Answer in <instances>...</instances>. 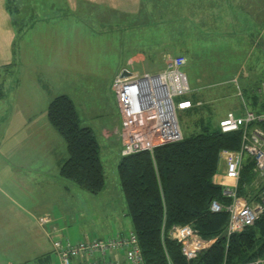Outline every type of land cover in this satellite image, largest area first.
Returning a JSON list of instances; mask_svg holds the SVG:
<instances>
[{
  "label": "rangeland",
  "instance_id": "obj_1",
  "mask_svg": "<svg viewBox=\"0 0 264 264\" xmlns=\"http://www.w3.org/2000/svg\"><path fill=\"white\" fill-rule=\"evenodd\" d=\"M253 4L256 6L254 1ZM257 4L262 6L260 0ZM10 6L15 9L14 1ZM39 8L36 1L24 0L22 15L13 10L10 44L0 46V63L12 64L0 67V91L4 93L0 99V264H38L35 260L38 255L53 250L52 241L76 243L92 237L104 238L124 225L133 228L126 214L118 172L122 149L119 132L110 141L102 136L104 128L113 131L121 125L112 89L121 63L111 62V57L117 55V47L109 42L122 38L112 35L114 32L99 36L95 29L83 36L88 30L85 27L76 35L75 26L64 24L69 20H56ZM206 52H199L198 59L193 60L192 54L184 55L187 58L184 69L191 87L213 84L205 89V98L191 96L199 99L197 110H178L181 131L186 137L200 130V124L196 123L200 117L213 125L229 112L241 115L247 107L251 108L248 94L244 91L241 95L240 82L233 81L235 63L212 59L213 53ZM177 55H168L166 66ZM164 64H135L128 68L137 73H155L165 69ZM256 64L251 76L253 83L263 88V92H259V87L255 92L264 97V63ZM64 93L74 101L82 123L92 127L98 136L106 179L105 189L98 195L76 186L66 191V198L60 194L65 182L72 184L61 176L58 164L62 157L68 156V151L63 137L52 128L48 107ZM48 121L52 126L49 129ZM43 136L47 140L43 141ZM19 162L28 170L19 172L14 166ZM219 169H223L222 158ZM29 172L42 177L35 180ZM49 194L54 196L49 199ZM19 206L31 209L35 220ZM47 213L56 218L64 237L53 234L51 240L40 226L37 218ZM52 262L58 263L54 254L48 263Z\"/></svg>",
  "mask_w": 264,
  "mask_h": 264
},
{
  "label": "trees",
  "instance_id": "obj_2",
  "mask_svg": "<svg viewBox=\"0 0 264 264\" xmlns=\"http://www.w3.org/2000/svg\"><path fill=\"white\" fill-rule=\"evenodd\" d=\"M224 4H216V9L223 13L216 14L214 20L217 33L235 29L239 23L225 13L230 5ZM255 22L254 26H261V21ZM258 87L261 88L259 83L250 80L242 88L254 111L264 107V97L255 92ZM3 96L0 91V97ZM191 100L193 107L187 111L198 106L197 99ZM48 117L67 145L68 158L60 169L61 176L80 190L101 193L106 185L101 145L92 127L82 123L71 97L61 94L54 98ZM200 118L196 121L200 124L197 133L160 145L153 153H120L118 172L126 214L131 218L147 264H244L264 257V213L242 232L227 235L229 213L211 210L213 200L227 203L217 182L221 152L240 147L241 131L223 132L219 124L212 125ZM253 175L252 166L246 164L240 193L246 194ZM186 224L204 239H216L191 261L183 255L181 244L168 234L173 225ZM39 260L51 261L46 256Z\"/></svg>",
  "mask_w": 264,
  "mask_h": 264
},
{
  "label": "built area",
  "instance_id": "obj_3",
  "mask_svg": "<svg viewBox=\"0 0 264 264\" xmlns=\"http://www.w3.org/2000/svg\"><path fill=\"white\" fill-rule=\"evenodd\" d=\"M187 58L177 55L170 59L165 69L150 73H137L126 69L115 76L112 82L120 118L121 154L148 150L180 141L183 133L178 120V110L193 107L188 98L190 84L184 70ZM263 92V88H259ZM241 93V92H240ZM242 95V93H241ZM261 111L246 108L241 115L229 113L219 120L223 132L241 131L240 147L224 149L221 158L224 170L219 169L217 182L227 203L213 200V212L227 211L229 220L227 235L242 232L252 226L264 213V107ZM252 166L253 179L246 186V194L240 193V180L245 165ZM49 216L39 218L44 224ZM64 237L60 229L49 232ZM169 237L181 244V251L188 261L210 246L216 239H204L191 225H173ZM52 253L57 264H147L140 241L134 228H123L106 237L64 242L52 241ZM55 264V263H53ZM244 264H264V257Z\"/></svg>",
  "mask_w": 264,
  "mask_h": 264
},
{
  "label": "crops",
  "instance_id": "obj_4",
  "mask_svg": "<svg viewBox=\"0 0 264 264\" xmlns=\"http://www.w3.org/2000/svg\"><path fill=\"white\" fill-rule=\"evenodd\" d=\"M11 1H14L16 4L15 9L11 8ZM33 1H36L37 5L39 3L41 6L39 10L48 12L49 17L56 20H69L64 24L75 26L76 35L81 32L82 27H85L88 30L82 33L83 36L90 34L94 29L97 30L96 33L99 36L110 32H114L112 35L116 37L121 36L122 40L116 39L115 42L113 40L109 42V44H115L117 47L115 49L117 55L111 57V62L121 63L118 68L120 71L116 75L126 69L129 70L128 66L135 64L149 63V65L153 66L154 63L161 62L165 63V67L167 56L171 54L185 55L186 57L188 54H192L193 60L194 57L198 59L199 52L207 53L206 51H208V54L213 53L212 59L216 57L224 63H235L233 64V67H235L233 69V81L240 82L239 88L241 86L243 88L249 79L254 80L251 76L252 67L257 66L256 63H264V0H260V3H262L261 7L257 4L259 0ZM253 1L256 6L253 4ZM219 3L230 5V8L225 13L231 18L239 20V23L237 28H228L224 32H218V34L214 20L216 19V14H223L216 9V4ZM23 4L24 0H0V46H5L6 44L8 46L10 44L9 42L12 37L10 30L14 28L11 21L12 15L15 10L17 12L20 11L22 15ZM257 20L261 21V26L253 25V23L257 24L255 22ZM124 38L126 41H124ZM81 41L83 42V40ZM210 41H213V43ZM10 64L3 62L0 63V67L4 69L10 66ZM186 74L188 80H190L187 72ZM199 81L200 79L198 78ZM212 85L209 82L206 84V87L193 88L190 84V92L187 96L190 99H193L192 95L198 98L199 96L205 98L207 94L205 89L211 88ZM209 96L211 95L209 94ZM199 103L201 104V101ZM26 122L27 120H25V124ZM48 126V129L52 127L49 125V121ZM118 128L113 131L109 128H104L102 136L110 141L114 139L116 131L120 133L121 125ZM45 140H47V137L43 136V141ZM67 158L68 156L62 157L58 161L60 169ZM14 166L19 172L28 170L27 166L22 165L20 162L18 164L15 163ZM33 167H36V164H33ZM224 168L225 164L223 163L222 170ZM43 170L46 171V164L43 165ZM30 174L33 175V179L35 180L42 177L36 172ZM15 176L18 177V173ZM72 187L75 186L65 182L62 189L63 192L60 193L63 198H66V191H71ZM52 196L54 195L49 194L48 198L50 199ZM7 198L9 199V197ZM9 201L11 200L9 199ZM19 207L30 213L35 220L36 216L31 214V209H26L23 206ZM43 216H49L50 220L44 224L40 223L39 218ZM40 217L37 218L39 224L48 235L54 228L63 230L57 226L58 221L51 214H43ZM49 251L38 255L35 259L36 262L38 264L47 263H40L39 259L44 256L51 259L53 250Z\"/></svg>",
  "mask_w": 264,
  "mask_h": 264
},
{
  "label": "water",
  "instance_id": "obj_5",
  "mask_svg": "<svg viewBox=\"0 0 264 264\" xmlns=\"http://www.w3.org/2000/svg\"><path fill=\"white\" fill-rule=\"evenodd\" d=\"M128 74H129V72L127 70H124L122 73V75H128Z\"/></svg>",
  "mask_w": 264,
  "mask_h": 264
}]
</instances>
